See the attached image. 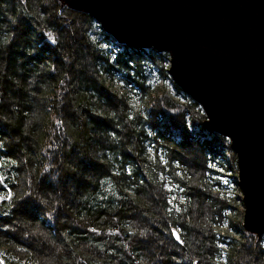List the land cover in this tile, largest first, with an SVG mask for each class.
<instances>
[{
    "label": "trees",
    "instance_id": "obj_1",
    "mask_svg": "<svg viewBox=\"0 0 264 264\" xmlns=\"http://www.w3.org/2000/svg\"><path fill=\"white\" fill-rule=\"evenodd\" d=\"M0 35H14L0 53V195L13 193L0 264H248L251 244L264 264V235L242 241L230 216L231 142L204 127L167 51L61 0H0Z\"/></svg>",
    "mask_w": 264,
    "mask_h": 264
},
{
    "label": "water",
    "instance_id": "obj_2",
    "mask_svg": "<svg viewBox=\"0 0 264 264\" xmlns=\"http://www.w3.org/2000/svg\"><path fill=\"white\" fill-rule=\"evenodd\" d=\"M119 42L167 51L175 83L198 102L204 127L229 138L243 228L264 235V0H61ZM183 244L178 230H174Z\"/></svg>",
    "mask_w": 264,
    "mask_h": 264
},
{
    "label": "rangeland",
    "instance_id": "obj_3",
    "mask_svg": "<svg viewBox=\"0 0 264 264\" xmlns=\"http://www.w3.org/2000/svg\"><path fill=\"white\" fill-rule=\"evenodd\" d=\"M170 55V54H169ZM169 68H170V66H169ZM159 84H161V82H159ZM161 86V85H160ZM160 88V87H159ZM206 116V115H205ZM234 156H235V160H234V165H233V168H232V166H231V171H230V173H231V178L232 179H230V186H231V189H230V191H228V193H231L230 194V196L231 197H236V198H238L239 199V201L237 202L236 201V207H238L239 206V209H237L236 211H235V213H230V216H233L234 217V219H238V220H242V223H243V214H244V206H243V202H242V192H241V189H240V187H239V184H238V182L235 180V179H233V177H235L236 179H238V167H237V159H236V155L234 154ZM233 169V170H232ZM229 227V223H227L225 226H224V229L223 230H226L227 228ZM234 232V231H233ZM246 234H245V230H244V228H243V225H242V228H241V230L240 229H238L237 230V233H236V237L237 238H239V239H241L242 241H244L245 242V240H246V236H245ZM251 239V238H250ZM247 240L249 241V242H251V243H253L251 240H249V237H247ZM249 247V249L247 250V252L245 251L244 252V255H245V257H246V259H247V261L249 262L248 264H252L251 263V257H252V254L250 253V250H252V249H254L255 248V245L254 244H251V245H249L248 246Z\"/></svg>",
    "mask_w": 264,
    "mask_h": 264
},
{
    "label": "snow or ice",
    "instance_id": "obj_4",
    "mask_svg": "<svg viewBox=\"0 0 264 264\" xmlns=\"http://www.w3.org/2000/svg\"><path fill=\"white\" fill-rule=\"evenodd\" d=\"M11 39H14V35L11 38L6 37L4 35H0V53H2L5 50V48L9 45ZM49 39L52 40L53 43H57V41L52 38L51 33L49 34ZM61 83H63V81H61ZM4 146H5V142L3 140H0V149H3ZM2 181H3V177L0 176V182H2ZM141 183H143V182H141ZM169 190H171V189H169ZM29 197H31L30 192L25 193L23 196H20L19 201L14 203L13 208L17 211L23 212L25 206L29 203V199H28ZM9 200H13V193L11 192V190H8L7 195H0V203H5ZM169 203H171V201ZM0 214H2L4 216H8L11 213H10V211H5V212L0 213ZM4 231L5 232L8 231L7 227H5ZM92 231L95 232L96 229H92ZM141 235H143V233H141ZM173 235L176 236V239H180V237L175 232H173Z\"/></svg>",
    "mask_w": 264,
    "mask_h": 264
}]
</instances>
